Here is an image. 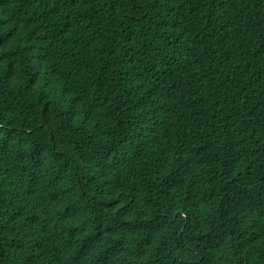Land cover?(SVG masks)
<instances>
[{
	"label": "trees",
	"instance_id": "16d2710c",
	"mask_svg": "<svg viewBox=\"0 0 264 264\" xmlns=\"http://www.w3.org/2000/svg\"><path fill=\"white\" fill-rule=\"evenodd\" d=\"M0 264H264V0H0Z\"/></svg>",
	"mask_w": 264,
	"mask_h": 264
}]
</instances>
